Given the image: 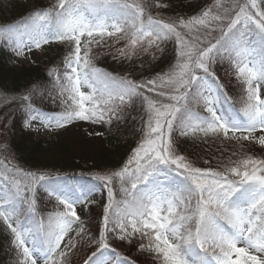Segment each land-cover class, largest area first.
Returning <instances> with one entry per match:
<instances>
[{
    "label": "snow or ice",
    "instance_id": "6c2138e0",
    "mask_svg": "<svg viewBox=\"0 0 264 264\" xmlns=\"http://www.w3.org/2000/svg\"><path fill=\"white\" fill-rule=\"evenodd\" d=\"M151 7L168 5L55 0L31 10L19 27L0 30L17 57L67 45L61 67L49 70L63 110L46 114L35 89H27L19 98L24 127L118 125L133 111L141 125L122 165L98 171L87 189L67 175L0 159V224L15 264H137L141 256L152 264H264V155L253 151L259 146L264 154V0H230L227 7L215 0L188 19L153 16ZM106 39L124 40L113 59L133 65L150 50L158 62L169 43L174 56L166 70L136 79L97 66ZM222 65L224 78L240 88L235 102L217 74ZM179 137L222 138L240 152L212 167L182 152ZM201 160L207 166H198ZM42 194L54 202L46 214ZM93 213L95 234L82 219Z\"/></svg>",
    "mask_w": 264,
    "mask_h": 264
},
{
    "label": "trees",
    "instance_id": "16d2710c",
    "mask_svg": "<svg viewBox=\"0 0 264 264\" xmlns=\"http://www.w3.org/2000/svg\"><path fill=\"white\" fill-rule=\"evenodd\" d=\"M170 1L174 5L170 10L172 13H183L182 8L186 11L194 9L193 7L187 8L184 0ZM54 2L55 0H37V5L34 8H29L22 0H0V11L5 16V19L0 21V30L19 27L28 19L31 10L48 8ZM7 14L8 16H6ZM167 45L168 47L164 45L167 49L166 55L158 62H152L153 68H160V66L169 63L174 56V51L170 48L171 44ZM116 49V46L97 49V66L109 71L118 72L121 75L127 74L130 71L129 65L132 63L127 60L113 59V56L117 55ZM66 51L67 45L57 44L54 48L53 44H50L45 51L47 56L42 60L36 63L25 62L17 64L12 46L3 39H0V89L8 93L6 96L7 100L0 102V109L7 110L8 108H13L14 112L12 126L11 128L8 127L10 139L7 144H0L2 146L0 147V159L7 157L13 164L32 171H45L49 169L53 172L57 171L54 169L65 171V175L69 176V180L74 181L76 184H81L83 188L87 189L96 184V181L92 178L95 173L121 166L127 158L128 150L135 145L140 136L138 134L139 131L135 128L137 125L134 120L130 116H127L118 125L114 123L110 126L112 134L108 138L109 146L107 148L99 146L94 152L86 148L71 149L69 142L64 141L57 147L58 150L54 152L53 149L46 148L44 140L35 139L33 132L27 131L24 128V109L19 98L26 93L27 89H35V103L42 111L55 113L63 110L61 103L56 106L50 104V99L55 98L56 93L53 92L55 82L54 78L49 75V70L53 67H61V62ZM151 51L149 54L137 58L135 62H142L143 64L151 62ZM148 67L147 64L145 69ZM134 70L140 71L139 68ZM132 77L136 79L140 78L137 74ZM226 85L229 95L236 96L239 94L240 88L237 84L231 83ZM131 113L136 112L133 111ZM4 147L8 149L7 152L3 151ZM180 150L188 154L192 159L199 157L210 160L212 167L217 166L216 161L222 155L226 158L234 151L240 152L238 145L228 142L225 148L214 137H209L207 143H204L203 139L194 140L186 138L185 144L180 146ZM253 151L258 157L264 155L260 152L259 146H256ZM54 153H57V157H54ZM233 158L235 159V157ZM198 166L204 167L207 165H204L201 160ZM40 192L42 193L43 190H40ZM95 224L96 218L95 213H93L92 221L88 222V227L90 230H93V234H95ZM9 239V234L3 224H0V264H15V256L10 251Z\"/></svg>",
    "mask_w": 264,
    "mask_h": 264
},
{
    "label": "rangeland",
    "instance_id": "374dc122",
    "mask_svg": "<svg viewBox=\"0 0 264 264\" xmlns=\"http://www.w3.org/2000/svg\"><path fill=\"white\" fill-rule=\"evenodd\" d=\"M24 3L28 5L29 8H34L37 5V0H22ZM179 1V0H175ZM146 5H152L154 0H144ZM162 3L167 4L168 7L165 9H157L155 7H151L149 10L151 11L153 16L160 15L163 18H175V17H182L184 19H188L193 15H199L204 9L210 8L214 3L215 0H184L185 4L187 5V8L193 7L191 11H186L182 8L183 13H172L170 10L173 8V4L170 0H161ZM230 0H224L225 7L229 5ZM198 3V4H197ZM180 8V7H179ZM171 13H168V12ZM216 9H213V12H216ZM8 16V14L6 15ZM5 16L0 11V21L4 20ZM214 35H219V33H214ZM119 40L116 39H106L101 46H104L106 44H112L117 43ZM171 44L172 49H174V43ZM122 47H124V42H121ZM47 46H43L40 50H33L32 52L25 51L24 56L21 57H15V60L18 64H21L23 62H37L39 60H42L47 56L45 50ZM118 47H121L118 45ZM164 47V46H163ZM168 47V45H166ZM174 53V52H173ZM139 65V63H137ZM169 63H166L160 68H152L150 71V76H146L145 78H151V76H154L156 72H159L161 70H166ZM226 65L219 66L217 69V74L221 76V78L224 80L225 84H236L235 80H231L229 82L228 79L224 78V68ZM154 69V70H153ZM135 74L137 73L136 70H134ZM7 92H4V90L0 89V102H5L7 100ZM234 99L237 101L239 99V96L237 95ZM57 102V100L54 101V103H51L54 105ZM13 108H8L7 110L0 109V144H7L9 138V128L12 126V118H13ZM56 114V112L54 113ZM131 119L132 117H136V119H133L135 124H140L139 118L137 116V113H131L129 115ZM139 126H135V128H138ZM26 128V127H25ZM28 131H33L35 133V139H41L45 141L46 148L47 149H53L54 152L58 150L57 147L59 145L66 141L69 142L71 149L72 148H86L87 150L94 152L96 151L99 146L108 147L109 142L105 140V138L109 135V125L104 126H96V125H90L88 122L84 121H78L73 125L68 126L64 129H56L53 131H49L47 129H44L42 126H40V130L37 131L36 127L33 128H26ZM96 131L100 132V136H93L89 133ZM179 144L184 143V137H179ZM138 142V141H137ZM136 142V143H137ZM135 143V144H136ZM135 146V145H134ZM133 146V147H134ZM70 149V150H71ZM131 150V149H130ZM130 150H128V154L130 153ZM54 157H57V153H54ZM119 167V166H118ZM116 167V168H118ZM110 169H115L110 168ZM99 195V194H98ZM82 219L88 220L91 219V217H82ZM125 251H127L125 249ZM83 251L79 253L78 255H82ZM137 253H132L129 258L135 259ZM142 262H145V264H148L152 262V259L146 256H141Z\"/></svg>",
    "mask_w": 264,
    "mask_h": 264
}]
</instances>
